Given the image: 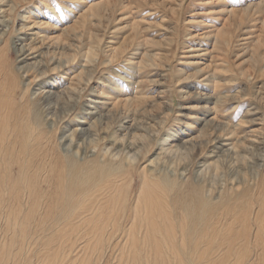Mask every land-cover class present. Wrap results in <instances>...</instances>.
I'll return each mask as SVG.
<instances>
[{
  "label": "rangeland",
  "instance_id": "obj_1",
  "mask_svg": "<svg viewBox=\"0 0 264 264\" xmlns=\"http://www.w3.org/2000/svg\"><path fill=\"white\" fill-rule=\"evenodd\" d=\"M0 264H264V0H0Z\"/></svg>",
  "mask_w": 264,
  "mask_h": 264
},
{
  "label": "bare ground",
  "instance_id": "obj_2",
  "mask_svg": "<svg viewBox=\"0 0 264 264\" xmlns=\"http://www.w3.org/2000/svg\"><path fill=\"white\" fill-rule=\"evenodd\" d=\"M23 19V18H22Z\"/></svg>",
  "mask_w": 264,
  "mask_h": 264
}]
</instances>
